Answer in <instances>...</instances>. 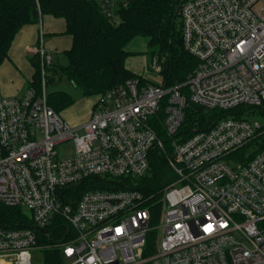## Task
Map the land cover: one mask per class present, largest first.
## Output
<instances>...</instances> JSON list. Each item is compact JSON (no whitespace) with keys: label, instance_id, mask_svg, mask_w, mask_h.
I'll list each match as a JSON object with an SVG mask.
<instances>
[{"label":"built area","instance_id":"1","mask_svg":"<svg viewBox=\"0 0 264 264\" xmlns=\"http://www.w3.org/2000/svg\"><path fill=\"white\" fill-rule=\"evenodd\" d=\"M96 2L112 22L126 6ZM178 15L183 48L197 60L183 83L129 79L97 96L88 120L73 127L47 104L52 56L40 46L41 91L0 96V206L29 212L23 223L0 225V264H33L32 252L46 246L65 264H264V149L243 151L264 126L232 112L175 139L190 105L264 106V0H179ZM150 64L159 73L156 57ZM68 141L71 155L58 158ZM154 150L171 171L158 225L135 188ZM58 228L56 241L41 242Z\"/></svg>","mask_w":264,"mask_h":264},{"label":"trees","instance_id":"2","mask_svg":"<svg viewBox=\"0 0 264 264\" xmlns=\"http://www.w3.org/2000/svg\"><path fill=\"white\" fill-rule=\"evenodd\" d=\"M178 1L125 0L126 6H120L117 10L118 21L112 22L104 15L96 0H0V63L8 57L15 36L24 26L39 23L42 16H51L64 22V34L70 37L71 46L63 53L65 64L51 65L46 68V72L66 78L84 96L97 97L133 78L150 82L125 66L126 59L132 56L126 47L136 38L147 39L150 59L156 57L159 61V75L164 87L183 83L195 69L197 60L183 48ZM29 61L34 72L28 85L40 92L39 54L30 57ZM46 98L47 104L58 114L74 103L72 97L63 91L47 92ZM247 110L239 107L221 112L190 105L185 109V118L175 139L181 136H185V139L193 127L206 131L219 119ZM157 132L161 135L159 128ZM263 149L264 129L243 151L253 150V156ZM170 177L171 171L165 156L159 150H154L149 171L138 180L135 187L147 198L145 207L149 208L152 215L151 223H155V217L161 212V190ZM91 181L81 184L80 190H87ZM23 219L25 215L21 209L0 206L1 226L13 227L23 223ZM58 230L51 234L50 240L42 235L41 242L56 241L59 238ZM155 235V232L149 233L145 255L153 251ZM42 264H65L61 250L56 246H46Z\"/></svg>","mask_w":264,"mask_h":264},{"label":"rangeland","instance_id":"3","mask_svg":"<svg viewBox=\"0 0 264 264\" xmlns=\"http://www.w3.org/2000/svg\"><path fill=\"white\" fill-rule=\"evenodd\" d=\"M47 23L44 25V30L46 32H54L64 28V24L59 19H54L48 17L44 19ZM49 30V31H48ZM69 39V38H68ZM61 48V47H59ZM126 50L131 52L132 56L126 59L125 65L128 70L131 72L142 76L145 80L152 83H161L162 78L158 72L154 71L150 64V53L147 49V39L145 38H136L130 42ZM51 54V53H50ZM53 61L52 66L55 65H64L65 59L62 51L58 50V55H52ZM50 81H48L46 86V92L54 91H63L69 94L74 103L65 109L63 113L60 114L61 118L72 126L71 120H80L85 117L89 112H91V106L96 101V96L86 97L83 95L82 91L78 88H75L66 78H58L53 76L51 73H48ZM264 107V106H263ZM68 115L70 118H67ZM245 119H248L251 123H258L261 126H264V108H250L243 115ZM72 142L68 141L57 146L56 151L58 153V158H65L68 155H71L72 152ZM23 213L29 216L27 209H23ZM155 225H158V222L155 221ZM43 262V251L35 250L32 252V263L33 264H42Z\"/></svg>","mask_w":264,"mask_h":264},{"label":"crops","instance_id":"4","mask_svg":"<svg viewBox=\"0 0 264 264\" xmlns=\"http://www.w3.org/2000/svg\"><path fill=\"white\" fill-rule=\"evenodd\" d=\"M48 17L51 16H42L39 23L24 26L15 36L8 51V57L0 63L1 97H18L25 92L34 72L29 58L37 54L40 46L52 55H58V50L64 53L70 48L71 39L64 34L65 24L62 20L64 28H61V30L49 33L44 30V25L47 23L44 19ZM40 31L43 33L41 44ZM93 105L91 106V110ZM90 113L80 120H71L72 126L80 127L88 120ZM66 117L70 118L68 115Z\"/></svg>","mask_w":264,"mask_h":264},{"label":"clouds","instance_id":"5","mask_svg":"<svg viewBox=\"0 0 264 264\" xmlns=\"http://www.w3.org/2000/svg\"><path fill=\"white\" fill-rule=\"evenodd\" d=\"M213 230V226L211 224H209L206 228L205 231L206 232H211Z\"/></svg>","mask_w":264,"mask_h":264},{"label":"snow or ice","instance_id":"6","mask_svg":"<svg viewBox=\"0 0 264 264\" xmlns=\"http://www.w3.org/2000/svg\"><path fill=\"white\" fill-rule=\"evenodd\" d=\"M117 231L119 232L120 230H119V229H117Z\"/></svg>","mask_w":264,"mask_h":264}]
</instances>
